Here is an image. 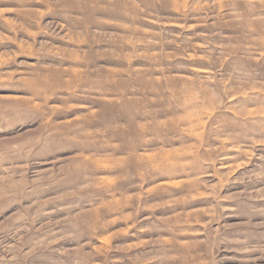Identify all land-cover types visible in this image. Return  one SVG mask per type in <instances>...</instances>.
<instances>
[{"label": "rangeland", "instance_id": "rangeland-1", "mask_svg": "<svg viewBox=\"0 0 264 264\" xmlns=\"http://www.w3.org/2000/svg\"><path fill=\"white\" fill-rule=\"evenodd\" d=\"M0 264H264V0H0Z\"/></svg>", "mask_w": 264, "mask_h": 264}]
</instances>
